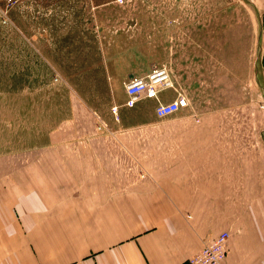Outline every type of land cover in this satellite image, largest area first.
<instances>
[{
    "label": "crops",
    "instance_id": "obj_1",
    "mask_svg": "<svg viewBox=\"0 0 264 264\" xmlns=\"http://www.w3.org/2000/svg\"><path fill=\"white\" fill-rule=\"evenodd\" d=\"M118 7L56 3L50 22H32L34 65L46 61L61 76L107 73L121 56L109 35ZM94 117L98 130H55L46 146L0 153V264H188L222 231L231 233L226 264H264L256 133L235 134L226 116L178 114V129L157 131L109 130Z\"/></svg>",
    "mask_w": 264,
    "mask_h": 264
},
{
    "label": "rangeland",
    "instance_id": "obj_2",
    "mask_svg": "<svg viewBox=\"0 0 264 264\" xmlns=\"http://www.w3.org/2000/svg\"><path fill=\"white\" fill-rule=\"evenodd\" d=\"M70 2L0 0L8 11L0 15V153L46 146L55 130H98L95 114L110 121L109 130L154 131L178 129V114L202 121L226 116L235 134L256 133L252 145L264 144V0H131L115 8L109 35L121 56L111 59L107 73L116 72L118 81L110 73L61 76L43 60L34 65L32 22H50L49 10ZM161 65L190 106L147 123L156 101L145 98L134 108L119 107L118 123L112 106L125 102V83Z\"/></svg>",
    "mask_w": 264,
    "mask_h": 264
},
{
    "label": "built area",
    "instance_id": "obj_3",
    "mask_svg": "<svg viewBox=\"0 0 264 264\" xmlns=\"http://www.w3.org/2000/svg\"><path fill=\"white\" fill-rule=\"evenodd\" d=\"M22 0H5L7 4H14ZM131 0H114L118 5H125ZM8 11L0 8V15L5 16ZM126 100L124 105L134 108L142 99L155 100V113L159 117L173 115L190 106V98L173 78L171 70L166 65L155 66L145 75H134L125 83ZM173 92L174 98L165 100V94ZM113 114L119 119V106H112ZM231 233L220 232L211 242L193 255L188 264H226L228 242Z\"/></svg>",
    "mask_w": 264,
    "mask_h": 264
}]
</instances>
